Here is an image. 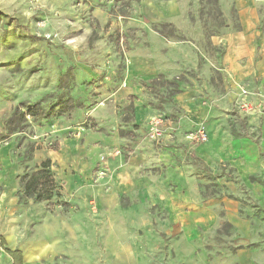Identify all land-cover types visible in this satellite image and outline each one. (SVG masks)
I'll use <instances>...</instances> for the list:
<instances>
[{
    "label": "rangeland",
    "instance_id": "1",
    "mask_svg": "<svg viewBox=\"0 0 264 264\" xmlns=\"http://www.w3.org/2000/svg\"><path fill=\"white\" fill-rule=\"evenodd\" d=\"M1 1L3 264H264V0Z\"/></svg>",
    "mask_w": 264,
    "mask_h": 264
},
{
    "label": "trees",
    "instance_id": "2",
    "mask_svg": "<svg viewBox=\"0 0 264 264\" xmlns=\"http://www.w3.org/2000/svg\"><path fill=\"white\" fill-rule=\"evenodd\" d=\"M39 106L38 103L30 104L28 108ZM71 107V104L67 105ZM24 116L23 111L15 110L10 117L6 120L7 129L14 131L21 125L22 118ZM55 181L52 173L49 170V160H44L40 164V168L32 172L24 179V194L28 197H34L37 200H51L54 194ZM3 239L0 236V246L2 247ZM5 252L10 253L8 249H4Z\"/></svg>",
    "mask_w": 264,
    "mask_h": 264
},
{
    "label": "crops",
    "instance_id": "3",
    "mask_svg": "<svg viewBox=\"0 0 264 264\" xmlns=\"http://www.w3.org/2000/svg\"><path fill=\"white\" fill-rule=\"evenodd\" d=\"M0 2H2L0 0ZM64 228V229H63ZM62 231H60L59 233H57L55 230H53L52 228H50V226H48V230H49V235L48 236H45L43 238H31V239H24V238H21L20 236H17L16 234H13V233H10V235H14L15 236V239H16V242H15V245L14 246H9V249H15V248H18L20 251H22L23 255H24V251H23V248L20 246L21 244L23 243H26V242H33V243H36L38 242L39 244H41V242H46L47 244L50 245L52 251H47V253L45 255H42L40 256L41 258L43 257H46V256H50L52 254H54L55 252V246H56V239L55 237L59 240V241H62L63 243H69L70 240H72V236L70 235V233L67 231V227L65 228L64 224L62 225L61 227ZM9 235V234H7ZM7 235H6V239H7ZM59 236V237H58ZM7 243L9 245V241L7 239ZM7 253V252H6ZM6 253H2V255H0V264H3V261H5L4 263H6L7 261L5 259L8 258L7 254ZM25 257V255H24ZM38 257V258H40ZM37 257H35L34 259H36ZM28 260H30L29 258H26Z\"/></svg>",
    "mask_w": 264,
    "mask_h": 264
},
{
    "label": "built area",
    "instance_id": "4",
    "mask_svg": "<svg viewBox=\"0 0 264 264\" xmlns=\"http://www.w3.org/2000/svg\"><path fill=\"white\" fill-rule=\"evenodd\" d=\"M200 137H201L202 139H206V134H204L203 132H201V133H200Z\"/></svg>",
    "mask_w": 264,
    "mask_h": 264
}]
</instances>
